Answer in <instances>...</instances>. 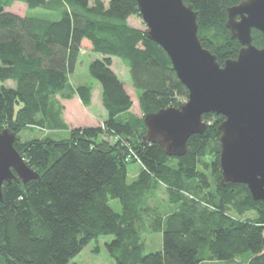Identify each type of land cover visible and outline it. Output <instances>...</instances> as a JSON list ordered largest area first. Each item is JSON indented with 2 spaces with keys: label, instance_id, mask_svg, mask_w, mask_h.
<instances>
[{
  "label": "trees",
  "instance_id": "16d2710c",
  "mask_svg": "<svg viewBox=\"0 0 264 264\" xmlns=\"http://www.w3.org/2000/svg\"><path fill=\"white\" fill-rule=\"evenodd\" d=\"M13 1L0 0V130L15 134L14 148L39 177L2 184L0 264H67L106 235L112 236L105 245L114 264H264L263 203L245 184L221 181L217 125L223 116L203 114L207 128L187 139L182 156L142 140L143 116L179 107L188 91L166 52L145 30L127 24L140 15L136 1L18 0L29 10H59L57 19L6 10ZM183 1L197 13L202 46L220 65L235 58L241 45L225 22L227 8L241 0ZM251 38L264 47L260 31L252 29ZM83 46L99 54L88 73L100 85L102 125L75 127L62 139L20 140L22 129L45 127L56 116L53 95L75 93L90 105L91 87L71 88L68 79ZM113 56L128 68L142 116L130 112L132 99L111 68ZM103 132L114 141H102ZM208 155L213 159L201 161ZM132 162L140 169L128 181ZM159 185L175 206L166 216L149 202ZM250 211L253 216H242ZM143 227L162 233L160 250L144 253Z\"/></svg>",
  "mask_w": 264,
  "mask_h": 264
},
{
  "label": "water",
  "instance_id": "95a60500",
  "mask_svg": "<svg viewBox=\"0 0 264 264\" xmlns=\"http://www.w3.org/2000/svg\"><path fill=\"white\" fill-rule=\"evenodd\" d=\"M145 35L170 59L188 91L179 107L143 116V142L158 143L169 156H182L187 139L201 134L206 113L223 116L219 130L221 181L245 184L264 207V47L252 43L251 30L264 36V0H241L227 8L231 38L241 45L237 56L220 65L197 34L196 11L183 0H135ZM15 134L0 130V201L3 182H27L39 174L14 148Z\"/></svg>",
  "mask_w": 264,
  "mask_h": 264
},
{
  "label": "rangeland",
  "instance_id": "374dc122",
  "mask_svg": "<svg viewBox=\"0 0 264 264\" xmlns=\"http://www.w3.org/2000/svg\"><path fill=\"white\" fill-rule=\"evenodd\" d=\"M6 10L18 13L20 15H30L42 18L57 19L59 17V10H46L38 7L34 9H27L26 5L21 1L15 0L7 7ZM127 24L133 28L146 30V25L143 22L140 15H131L127 18ZM88 46L81 47L79 55L77 57L74 71L69 75V87L73 88L77 85L84 84L91 87V103L89 106H85L80 101L77 94L73 93L68 97L60 96L55 94L52 96L53 100V111L57 113L56 116L52 115L48 120L45 127H30L28 129H22L18 136L20 140L26 141L33 138L51 137L53 139L66 138L69 132L75 127L82 126H94L102 125L105 120L106 113L101 104V94L99 83L90 76L88 73V65L94 60L99 54L94 53ZM111 68L117 74L119 79L122 81L126 91L132 99V106L130 112L137 116H142V111L139 105V92L131 82L128 68L121 61L120 58L113 56ZM6 85L14 86V81L7 80ZM66 93L69 89H66ZM182 104L186 101L180 99ZM53 117V118H52ZM56 117V118H55ZM213 120L208 121V124L212 123ZM102 141L113 142L115 137L107 132H103L99 137ZM220 149V148H219ZM213 159V155H208L201 159V161L209 162ZM200 161V162H201ZM140 169L138 162H132L128 165V181L135 178ZM209 173V170L206 171ZM151 205L158 206L163 215L170 214L175 209L169 199L168 194L163 185H159L154 197L149 201ZM108 204L115 211H120L121 207L117 200L108 199ZM233 214V213H232ZM254 215L253 211L247 212L243 217H251ZM144 227L147 225V220H144ZM143 227V228H144ZM142 238L144 242V253L155 252L162 247V233L153 232L150 228L141 230ZM112 236H100L95 240L88 243L77 255L70 259L67 264H114L113 258L109 255L106 242H109ZM205 264V263H204Z\"/></svg>",
  "mask_w": 264,
  "mask_h": 264
}]
</instances>
